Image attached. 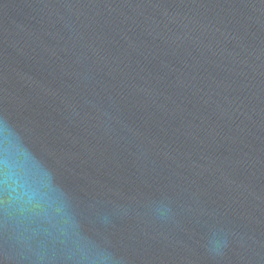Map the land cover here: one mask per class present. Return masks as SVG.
<instances>
[{
  "label": "water",
  "instance_id": "95a60500",
  "mask_svg": "<svg viewBox=\"0 0 264 264\" xmlns=\"http://www.w3.org/2000/svg\"><path fill=\"white\" fill-rule=\"evenodd\" d=\"M0 264H264V0H0Z\"/></svg>",
  "mask_w": 264,
  "mask_h": 264
},
{
  "label": "clouds",
  "instance_id": "9594fccd",
  "mask_svg": "<svg viewBox=\"0 0 264 264\" xmlns=\"http://www.w3.org/2000/svg\"><path fill=\"white\" fill-rule=\"evenodd\" d=\"M224 246L226 247L227 246V241L225 240L224 241ZM210 251H214L215 252V254H220V252H219V250L218 249H209Z\"/></svg>",
  "mask_w": 264,
  "mask_h": 264
}]
</instances>
